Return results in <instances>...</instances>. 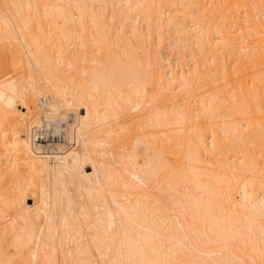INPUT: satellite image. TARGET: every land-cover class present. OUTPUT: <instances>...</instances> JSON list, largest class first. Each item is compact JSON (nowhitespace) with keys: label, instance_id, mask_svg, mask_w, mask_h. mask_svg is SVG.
<instances>
[{"label":"bare ground","instance_id":"bare-ground-1","mask_svg":"<svg viewBox=\"0 0 264 264\" xmlns=\"http://www.w3.org/2000/svg\"><path fill=\"white\" fill-rule=\"evenodd\" d=\"M0 264H264V0H0Z\"/></svg>","mask_w":264,"mask_h":264},{"label":"rangeland","instance_id":"rangeland-1","mask_svg":"<svg viewBox=\"0 0 264 264\" xmlns=\"http://www.w3.org/2000/svg\"><path fill=\"white\" fill-rule=\"evenodd\" d=\"M12 101H13V100H12ZM48 127H49V126H48ZM50 127H51V125H50ZM50 127H49V128H50ZM85 170H86V171H90L91 168H90L89 166H87V167H85ZM32 203H33V200H32V199H27V200H26V204H27V205H31Z\"/></svg>","mask_w":264,"mask_h":264}]
</instances>
